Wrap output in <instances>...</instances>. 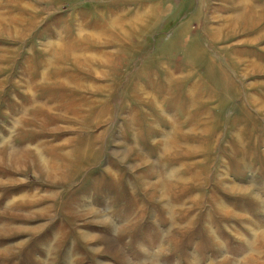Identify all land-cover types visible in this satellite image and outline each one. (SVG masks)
<instances>
[{"label":"rangeland","instance_id":"rangeland-1","mask_svg":"<svg viewBox=\"0 0 264 264\" xmlns=\"http://www.w3.org/2000/svg\"><path fill=\"white\" fill-rule=\"evenodd\" d=\"M0 264H264V0H0Z\"/></svg>","mask_w":264,"mask_h":264},{"label":"bare ground","instance_id":"bare-ground-1","mask_svg":"<svg viewBox=\"0 0 264 264\" xmlns=\"http://www.w3.org/2000/svg\"><path fill=\"white\" fill-rule=\"evenodd\" d=\"M8 157V156H7ZM18 157H19V154H18ZM18 157H15V158H12V160H13V163H17V161L18 162H20V160H19V158ZM9 159H11L10 157H9ZM24 159V158H23ZM55 168H59V166H55ZM53 177H54V175H53Z\"/></svg>","mask_w":264,"mask_h":264}]
</instances>
